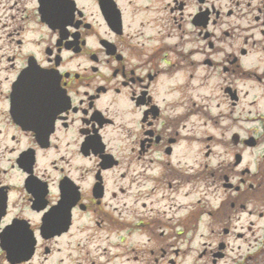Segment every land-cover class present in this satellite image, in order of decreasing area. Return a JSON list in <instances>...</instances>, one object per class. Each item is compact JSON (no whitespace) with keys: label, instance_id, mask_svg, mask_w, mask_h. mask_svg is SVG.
I'll use <instances>...</instances> for the list:
<instances>
[{"label":"flooded vegetation","instance_id":"af4514ba","mask_svg":"<svg viewBox=\"0 0 264 264\" xmlns=\"http://www.w3.org/2000/svg\"><path fill=\"white\" fill-rule=\"evenodd\" d=\"M0 264H264V0H0Z\"/></svg>","mask_w":264,"mask_h":264},{"label":"rangeland","instance_id":"374dc122","mask_svg":"<svg viewBox=\"0 0 264 264\" xmlns=\"http://www.w3.org/2000/svg\"><path fill=\"white\" fill-rule=\"evenodd\" d=\"M200 150L198 149V146L194 144L192 147H186V153H185V159L187 161V165L190 163H193L194 161L196 163L198 162H205V147L204 144L201 143ZM198 161V162H197Z\"/></svg>","mask_w":264,"mask_h":264}]
</instances>
